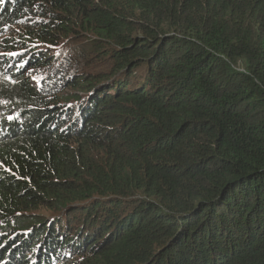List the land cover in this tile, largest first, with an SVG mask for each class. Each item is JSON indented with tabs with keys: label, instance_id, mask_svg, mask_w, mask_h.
Wrapping results in <instances>:
<instances>
[{
	"label": "trees",
	"instance_id": "16d2710c",
	"mask_svg": "<svg viewBox=\"0 0 264 264\" xmlns=\"http://www.w3.org/2000/svg\"><path fill=\"white\" fill-rule=\"evenodd\" d=\"M0 5V264H264V0Z\"/></svg>",
	"mask_w": 264,
	"mask_h": 264
},
{
	"label": "rangeland",
	"instance_id": "374dc122",
	"mask_svg": "<svg viewBox=\"0 0 264 264\" xmlns=\"http://www.w3.org/2000/svg\"><path fill=\"white\" fill-rule=\"evenodd\" d=\"M86 42L87 41H84V40L78 41L77 45L74 46L75 51H78V52L79 51H82L83 53H89L90 52V49L87 46ZM3 53L4 52H2L0 50V55L3 54ZM0 61H1V58H0ZM0 67H1V64H0ZM26 76H28V78H30L31 80H34L36 83H38V76H40L41 78L43 77L42 73H40V72L28 73V74H26ZM62 264H65V263H62Z\"/></svg>",
	"mask_w": 264,
	"mask_h": 264
},
{
	"label": "bare ground",
	"instance_id": "6f19581e",
	"mask_svg": "<svg viewBox=\"0 0 264 264\" xmlns=\"http://www.w3.org/2000/svg\"><path fill=\"white\" fill-rule=\"evenodd\" d=\"M38 78H39V76H38Z\"/></svg>",
	"mask_w": 264,
	"mask_h": 264
}]
</instances>
